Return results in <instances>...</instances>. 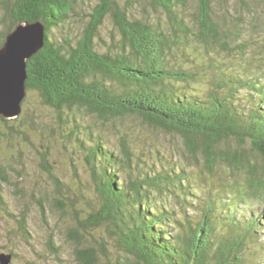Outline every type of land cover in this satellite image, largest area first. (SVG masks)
<instances>
[{"label": "trees", "instance_id": "obj_1", "mask_svg": "<svg viewBox=\"0 0 264 264\" xmlns=\"http://www.w3.org/2000/svg\"><path fill=\"white\" fill-rule=\"evenodd\" d=\"M146 1L162 23L139 0H99L73 32L76 0H0V48L20 23L45 27L43 48L26 61L21 113L0 117V182L26 196L23 176L10 180L12 163L22 144L37 150L29 133L41 129L39 165L56 197L27 200L46 227L50 206L71 215L64 240L75 264H264V208L250 207L264 205V44L243 41L264 0ZM222 53L244 58L227 64ZM131 119L172 135L171 154L142 152ZM55 135L88 170L95 197L83 198L86 210L54 174L47 138ZM219 165L230 200H200L197 179H216ZM0 212L29 243L27 209L11 214L1 189ZM47 247L59 256L51 234Z\"/></svg>", "mask_w": 264, "mask_h": 264}, {"label": "rangeland", "instance_id": "obj_2", "mask_svg": "<svg viewBox=\"0 0 264 264\" xmlns=\"http://www.w3.org/2000/svg\"><path fill=\"white\" fill-rule=\"evenodd\" d=\"M99 0H76L74 4L75 15H74V25L72 27L73 32H77L82 20L86 19L87 14L92 11V7L98 3ZM143 5L146 4V0H139ZM119 4H125L126 0H116ZM193 4V0H190ZM147 7L146 14L150 19L156 22H163L159 16L152 13V7L145 5ZM214 8L217 10L218 6L214 4ZM141 12L137 7L136 13ZM258 13L262 16L261 20H255L252 16L248 17V24L245 27L247 31L243 41H253L258 44H264V12ZM0 15H1V5H0ZM257 26L254 27V24ZM113 30L112 23L110 19H107L103 27V36L107 38L109 33ZM258 42V43H257ZM254 45V44H253ZM221 56L216 57L217 59L229 64V61L238 63L240 59L244 58L237 53L230 54L222 53ZM248 72V71H247ZM32 103L33 99H31ZM43 123L42 127L49 126V117H42ZM48 122V123H47ZM130 124L136 125V135L146 141L145 144L140 145L142 152L148 150H159L162 154H171V146L176 142V139L169 134H163L156 130L146 129L145 126H141L139 121L131 119ZM45 133L39 129L36 133H29L30 141L35 143L37 150H35L30 144L24 143L20 147V152L15 156L16 162L12 163L14 169L16 168L18 173L10 172V180L13 184H17V177L23 176L24 182L19 184V188L26 190V196L22 197L17 193V188L13 185H8L0 182V189L2 190L3 196L9 205V212L14 214L17 218V214L20 210L24 208L27 209L26 212V226L29 234V243L17 238V226L16 219H11L4 212H0V252L8 253L12 251L15 256L12 258L11 264H75L72 258V246L67 244L64 240L66 236L65 228L71 222L70 216H64L55 207L50 206L45 211L46 221L48 222V227L43 223L44 216L39 212V208L36 204L32 202L31 205L27 199L30 200V195L35 193V198L42 197L45 199V195L53 202V198L56 197V193L50 184L49 178L40 168L38 160V152L44 150V145L41 143V136ZM46 136V135H45ZM109 137V136H108ZM110 142L113 145V137H109ZM62 139L58 136L52 137L50 140L47 138V146L51 151L50 162L53 165V171L56 176L63 182V195L67 193V189L71 192V198L76 201L77 208L79 210H86L88 207L84 206L86 198L92 200L95 197V192L90 182V176L88 170L84 163L79 160L80 158L76 153H72V148L64 149ZM46 144V143H45ZM217 175L216 179H207V183L201 182L202 179H197L196 183V194L200 200H204L210 194L213 198L222 197L224 200H230L231 194L229 191H225L222 184L218 182L220 177H228L227 169L223 165H219L216 169ZM35 191V192H33ZM45 194V195H44ZM31 201V200H30ZM87 202V201H86ZM54 203V202H53ZM68 203V201H67ZM26 204V205H25ZM264 205L261 203H254L250 207L253 210L263 211ZM83 212V211H82ZM87 211H85L86 213ZM83 214V213H82ZM240 216V214H239ZM9 217V218H8ZM264 217V215H263ZM16 221V222H15ZM67 229V228H66ZM49 234L53 236V243L58 249L59 256L49 252L47 247V238ZM264 234V233H263ZM90 242L92 240L89 238ZM107 240V241H106ZM106 247L109 253H111V259L114 260L119 257L112 241L107 237L105 239Z\"/></svg>", "mask_w": 264, "mask_h": 264}, {"label": "water", "instance_id": "obj_3", "mask_svg": "<svg viewBox=\"0 0 264 264\" xmlns=\"http://www.w3.org/2000/svg\"><path fill=\"white\" fill-rule=\"evenodd\" d=\"M45 44V27L37 22L18 24L0 48V117L16 118L26 96V61ZM0 264H11V255L0 253Z\"/></svg>", "mask_w": 264, "mask_h": 264}]
</instances>
